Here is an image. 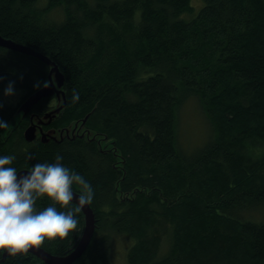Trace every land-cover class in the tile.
<instances>
[{
  "label": "trees",
  "instance_id": "obj_1",
  "mask_svg": "<svg viewBox=\"0 0 264 264\" xmlns=\"http://www.w3.org/2000/svg\"><path fill=\"white\" fill-rule=\"evenodd\" d=\"M191 1L0 0V35L41 55L0 44V157L18 172L60 155L93 189V235L68 264H111L119 234L128 264H264V219L253 216L264 206V0H202L196 11ZM56 6L64 17L51 21ZM52 68L59 91L23 109ZM9 82L24 91L14 106L2 103ZM190 96L211 129L199 147L178 130ZM74 122L93 136L51 135ZM52 205L45 196L34 208ZM75 218L78 230L40 247L71 252L85 226ZM0 264L48 263L0 250Z\"/></svg>",
  "mask_w": 264,
  "mask_h": 264
},
{
  "label": "clouds",
  "instance_id": "obj_2",
  "mask_svg": "<svg viewBox=\"0 0 264 264\" xmlns=\"http://www.w3.org/2000/svg\"><path fill=\"white\" fill-rule=\"evenodd\" d=\"M13 91V84L9 82L4 94L11 95ZM78 99V93L73 91L72 102ZM7 126L0 121V128ZM62 159L57 155L56 163L35 164L18 179L16 169L6 167L14 157H0V250L9 256L26 254L30 249L39 248L45 239L62 240L78 230L75 214L91 203L93 189L80 175L64 167L60 163ZM74 183L81 186L78 196L72 191ZM45 196L53 205L37 212L35 202ZM74 198L77 206L73 209L58 211L54 206L67 207Z\"/></svg>",
  "mask_w": 264,
  "mask_h": 264
},
{
  "label": "rangeland",
  "instance_id": "obj_3",
  "mask_svg": "<svg viewBox=\"0 0 264 264\" xmlns=\"http://www.w3.org/2000/svg\"><path fill=\"white\" fill-rule=\"evenodd\" d=\"M47 0H38V6L39 8H42V5H45ZM191 5L193 6L194 10H198L202 6V0H192ZM37 6V7H38ZM45 17L51 21H59L62 20L63 15V8L62 6H56L51 11L46 13ZM0 41L7 42L9 44H13L15 46H18L20 48H28L25 45H19L13 40H9L7 38H4L0 35ZM13 94L11 95H5L4 90L2 91V103H6V105L14 106L22 96H24V91L20 89L13 88ZM59 91V89L57 88ZM195 97L190 96L188 100L181 106V110L179 113V128L180 131V137L182 141H185L189 147H193L195 145H198L196 147L201 146V144L204 142L206 143L208 141L207 134L211 132V129H207L208 123L207 120L204 117V114L199 112L197 108V101L194 100ZM74 134H83L86 137L90 138L93 136V134H90L81 124V122H74L69 127L54 130V133L51 134L52 136H56L57 138L61 137L62 135L70 136ZM50 135V134H48ZM194 151V150H192ZM249 215V214H248ZM254 218L256 217V220L263 218L264 219V206L259 209V212L257 214L253 215ZM130 238L118 235L115 236L110 240V248H109V254L111 259V264H128L126 259V251L131 244ZM165 248H167L166 241L164 239V242L160 248V252H162Z\"/></svg>",
  "mask_w": 264,
  "mask_h": 264
},
{
  "label": "water",
  "instance_id": "obj_4",
  "mask_svg": "<svg viewBox=\"0 0 264 264\" xmlns=\"http://www.w3.org/2000/svg\"><path fill=\"white\" fill-rule=\"evenodd\" d=\"M0 44L2 45H6L9 47H14L17 48L19 50H25L27 52L30 53H34L38 56L39 53H37L34 50H29L28 48H20L18 46H15L13 44H9L7 42H3L0 41ZM52 76L53 78L50 80L51 84L41 88L40 90L36 91L35 94L31 95L30 97H28L25 102L22 104V108L25 109L31 105H33V103H35L36 100H38L39 98L45 96L48 93H52L53 89L57 90V84L61 85L63 83V75L61 74V72L57 69L52 68ZM34 134H35V128L34 126H29L26 131H25V137H27V139H34ZM30 169H22L20 171L17 172V176L18 179L21 175L26 174L28 172H30ZM73 191V190H72ZM74 194L76 196L80 195L77 192L73 191ZM72 203H76L77 201L74 198L73 201H71ZM82 212L84 214V222H85V226L84 229L82 231V235L79 239V241L76 243L75 248L67 253L64 254L63 256H59V255H55V254H50L49 252H47L43 247L41 248L39 246V248H35V249H30L29 253L34 254L36 257L40 258L41 260H44L46 263L48 264H68L70 262L75 261L76 258H78L79 256H81L80 254L85 251L86 247L88 246V243L93 235V229H94V214L93 211H91L89 205L85 206L82 209Z\"/></svg>",
  "mask_w": 264,
  "mask_h": 264
}]
</instances>
